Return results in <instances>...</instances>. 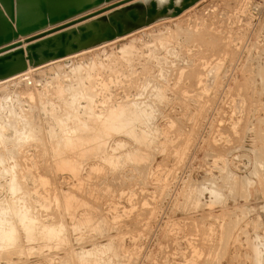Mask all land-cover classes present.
Segmentation results:
<instances>
[{
    "label": "rangeland",
    "instance_id": "obj_1",
    "mask_svg": "<svg viewBox=\"0 0 264 264\" xmlns=\"http://www.w3.org/2000/svg\"><path fill=\"white\" fill-rule=\"evenodd\" d=\"M169 21L0 81V220L30 212L0 264H264V0H203ZM122 108L150 116L135 136L112 130Z\"/></svg>",
    "mask_w": 264,
    "mask_h": 264
},
{
    "label": "water",
    "instance_id": "obj_2",
    "mask_svg": "<svg viewBox=\"0 0 264 264\" xmlns=\"http://www.w3.org/2000/svg\"><path fill=\"white\" fill-rule=\"evenodd\" d=\"M201 0H0V81L176 18Z\"/></svg>",
    "mask_w": 264,
    "mask_h": 264
},
{
    "label": "bare ground",
    "instance_id": "obj_3",
    "mask_svg": "<svg viewBox=\"0 0 264 264\" xmlns=\"http://www.w3.org/2000/svg\"><path fill=\"white\" fill-rule=\"evenodd\" d=\"M201 1H203V0H201ZM201 1H200V2H201ZM200 2H198V3H200ZM198 3H197V4H198ZM197 4H196V5H197ZM196 5H194V6H196ZM194 6H193V7H194ZM191 8H192V7H191ZM191 8H190V9H191ZM188 10H189V9H188ZM188 10H187V11H188ZM185 12H186V11H185ZM185 12H184V13H185ZM180 16H181V15H180ZM183 16H185V15H183ZM178 17H179V16H178ZM176 18H177V17H176ZM180 18H181V17H180ZM180 18H179V19H180ZM170 19L173 20V18H170ZM179 19H178V20H179ZM166 20L169 21V19H166ZM174 20H175V19H174ZM180 20H182V19H180ZM163 21H165V20H163ZM160 22H161V21H160ZM169 22H170V21H169ZM177 22H178V21L176 20V23H177ZM157 23H159V22H157ZM170 23H173V21L170 22ZM155 24H156V23H155ZM165 24H166V23H165ZM156 25H157V24H156ZM150 26H151V25H150ZM153 26H155V25H153ZM163 26H164V24H161V23H160V27H163ZM160 27H159V28H160ZM166 27H168V26H166ZM177 27H178V26H177ZM145 28H146V27H145ZM147 28H148V27H147ZM147 28H146V31H147ZM163 28H164V27H163ZM168 28H169V27H168ZM170 28H171V27H170ZM148 29H149V28H148ZM152 29H153V28H152ZM160 29H161V28H160ZM160 29H159V30H160ZM140 30H141V29H140ZM143 30H144V29H143ZM143 30H142V31H143ZM162 30H163V29H162ZM165 30H166V29H165ZM149 31H150V29H149ZM150 32H151V31H150ZM150 32H149V33H150ZM152 32H153V31H152ZM152 32H151V36L153 35ZM166 32H167V31H166ZM142 33H143V32H142ZM147 33H148V31H147ZM157 33H158V31H157ZM159 33H161V31H160ZM163 33H164V32L162 31V34H163ZM171 33H172V32H171ZM149 35H150V34H149ZM159 35H160V34H159ZM153 36H154V35H153ZM162 36H163V35H162ZM167 36H169V35H167ZM139 37H140V36H139ZM139 37H138V38H139ZM148 37H149V36H148ZM156 37H157V35H156ZM165 37H166V35H165ZM130 38H132V37H130ZM140 38H141V37H140ZM153 38H155V37H153ZM151 39H152V38H151ZM156 39H157V38H156ZM162 39H163V38H162ZM130 40H131V39H130ZM149 40H150V39H149ZM128 41H129V40H128ZM135 41H136V40H135ZM150 42H151V41H150ZM160 42H161V41H160ZM130 43H131V41H130ZM132 43H133V42H132ZM136 43H138V39H137ZM162 43H163V42H162ZM110 44H111V43H110ZM126 44H127V43H126ZM145 44H146V43H145ZM104 45H105V44H104ZM108 45H109V44H108ZM111 45H113V44H111ZM124 46H127V47H128V46H131V47L134 46V47H135V44L133 43V45H131V44L129 45V43H128V45H124ZM100 47L103 48V46H100ZM100 47H97L96 50L99 49ZM107 47H109V46H107ZM107 47H106V49H107ZM124 48H126V47H124ZM132 48H133V47H132ZM109 49H110V48H109ZM129 49H130V47L128 48V50H129ZM140 49H141V48H140ZM93 50H95V49H93ZM99 50H100V49H99ZM101 50H102V49H101ZM121 50H123V48H121ZM125 51H126V50H125ZM98 52H99V51H98ZM123 52H124V50H123ZM137 52H138V51H137ZM95 53H96V52H95ZM125 53H126V52H125ZM127 53H128V51H127ZM99 54H100V53H99ZM99 54H97V55H99ZM104 56H105V55H104ZM138 56H139V55H138ZM97 57L99 58V56H97ZM106 57H107V55H106L104 58H106ZM127 57H128V56H127ZM73 58H74V57H73ZM85 58H86V57H85ZM93 58H94V57H93ZM98 58H97V59H98ZM104 58H103V59H104ZM81 59H83V58H81ZM99 59H100V58H99ZM83 60H84V62H85V60H87V59H83ZM74 61H75V60H74ZM74 61H70L71 64L74 63ZM97 61H98V60H97ZM89 62H91V61L89 60ZM55 63H56V62H55ZM61 63H62V62H61ZM95 63H96V62H95ZM99 63H101V62H99ZM74 64L77 65V66L79 67L78 63H77V64L74 63ZM74 64H72V65H70V66H73V67H74ZM92 64H93V63H92ZM92 64L89 63V64H88L89 67H91L90 65H92ZM103 64H104V63H103ZM82 65H83V67L80 66L81 69L84 68V65H85V64H82ZM54 66H55V65H54ZM98 66H99V65H98ZM51 67H52V66H51ZM62 67H64V66H62ZM31 68H32V67H31ZM58 68L61 70L60 65H59ZM52 69H53V68H52ZM52 69H49V70L53 71L54 69H57V67L54 68L53 70H52ZM68 69H69V68H68ZM70 69H72V67H71ZM79 69H80V68H79ZM86 69H87V68L85 67V70H86ZM93 69H94V67L91 68V70H93ZM42 70H43V69H42ZM42 70H41V71H42ZM46 70H48V69H46ZM49 70H48V71H49ZM82 70H84V69H82ZM82 70H81V72H82ZM89 70H90V68H89ZM89 70H88V71H89ZM57 71H59V70H57ZM57 71H54L53 73H55V72L57 73ZM61 71H62V70H61ZM68 71H69V70H68ZM70 71L72 72V70H70ZM39 72H40V71H39ZM89 72H91V71H89ZM50 73H51V72H50ZM53 73H52V74H53ZM66 73H67V72H66ZM69 73H70V72H69ZM69 73H68V75H69ZM74 73L76 74L75 70H73V74H74ZM39 74H41V73H39ZM42 74H43V73H42ZM45 74H46V73H45ZM45 74H43V75H45ZM73 74L71 73L72 76H73ZM77 74H78V72H77ZM77 74H76V75H77ZM81 74H82V73H81ZM48 75H49V74H48ZM48 75H47V76H48ZM59 75H60V74H58L59 79H60L61 77H64V75L61 76V77H60ZM66 75H67V74H65V76H66ZM38 76H39V75H37V77H38ZM47 76H45V78H46ZM55 76H57V75H55ZM69 76H70V75H69ZM74 76H75V75H74ZM89 76H90V75H89ZM37 77H36V79H37ZM39 77H40V76H39ZM58 77H56V78H58ZM80 77H81V75H80ZM85 77H86V76H85ZM56 78H55V80H57ZM74 78H75V77H74ZM76 78H77V77H76ZM90 78H91V77H90ZM92 78H93V77H92ZM41 79H42V78H41ZM83 79L85 80V78H82V81H83ZM15 80H16V79H15ZM51 80H52V78H51ZM53 80H54V77H53ZM73 80H74V79H73ZM77 80H78V78H77ZM88 80H89V78H88ZM90 80H91V79H90ZM90 80H89V81H90ZM39 81L41 82L40 79H39ZM39 81H37V82H39ZM47 81H48V80H47ZM83 82H84V81H83ZM88 83H89V82H88ZM90 83H91V82H90ZM77 84H78V83H77ZM83 84H84V83H83ZM83 84H81V86H82ZM10 85L12 86V84H10ZM146 85H147V84H146ZM13 86H15V84H13ZM17 86H19V85H17ZM20 86H22V85L20 84ZM78 86H79V84H78ZM83 86H84V85H83ZM85 87H87V86H85ZM78 88H80V87H78ZM7 89H8V88H7ZM11 89H12V88H11ZM16 89H17V88H15V92H16ZM65 89H67V88H65ZM83 89H84V90H82V91L87 90V88H86V89L83 88ZM8 91H11V90L8 89ZM91 91H93V90H91ZM157 91H158V90H157ZM0 92H2V91H0ZM6 92H7V91H5L4 93H6ZM11 92H12V91H11ZM11 92H9V93L11 94ZM13 92H14V91H13ZM63 92H64V91H63ZM67 92H68V91H67ZM75 92H76V91H75ZM9 93H8V94H9ZM1 94L3 95V93H1ZM1 94H0V95H1ZM10 94H9V95H10ZM55 94H56V93H55ZM86 94H89V92H87ZM91 94H92V93H91ZM2 95H1V96H2ZM4 95H6V94H4ZM9 95H8V96H9ZM15 95H16V93H15ZM79 95H80V94H79ZM95 95H96V94H95ZM11 96H12V95H11ZM18 96H19V95H18ZM72 96H73V95H72ZM87 96H91V95L89 94V95H86L85 97H87ZM3 97H4V96H3ZM6 97H7V96H5L4 99H7ZM14 97H15V96H14ZM92 97H93V95H92ZM72 98H73V97H72ZM93 98H94V97H93ZM158 98H159V97H158ZM2 99H3V98H1V100H2ZM14 99H15V98H14ZM64 99H65V98H64ZM73 99H74V98H73ZM89 99H90V98H89ZM91 99H92V98H91ZM8 100H9V99H8ZM8 100H7V101H8ZM2 101H4V100H2ZM82 101H83V100H82ZM87 101H88V102H91V100H90V101L88 100V97H87ZM87 101H86V103H87ZM12 102H13V100H12ZM15 102H16V99H15ZM69 102H70V101H69ZM74 102H75V101H74ZM93 102H94V100H93ZM6 103H7V102H6ZM72 103H73V102H72ZM24 104H25V103H24ZM52 104H53V103H52ZM88 104H89V103H87V106H88ZM93 104H94V103H93ZM93 104H92V105H93ZM137 104H138V103H137ZM47 106H48V103H47ZM76 106H77V105H76ZM0 107H1V103H0ZM44 107H46V106H44ZM81 107H82V106H81ZM88 107H89V106H88ZM92 107H93V106H92ZM144 107H145V106H144ZM5 108H6V105H5L4 109H5ZM7 108L9 109L10 107H7ZM53 108H54V107H53ZM82 108H83V107H82ZM108 108H109V107H108ZM4 109H3V110H4ZM10 109H11V108H10ZM70 109H71V108H70ZM77 109H79V108H77ZM86 109H87V108H86ZM89 109H90V107L88 108V110H89ZM118 109H119V108H118ZM118 109H117V112H120V111H118ZM120 109H121V108H120ZM122 109H123V110H122L120 113H116V112H115L116 110H115V111H114V112H115L114 114H116V115H114V116H111L112 114L109 113V114H111L110 116L113 118V120H112V118H111L110 116H109V118H108V117H107L108 115H106V116H105V117H106V120L111 118V122H114V124H113L111 127H112V130L114 129L115 133H116V132H117V134H119V133H123V134H124V133H125V134H130V135L135 136V128H136V125H141V123H143L142 121H144V120L146 121V118H148L147 120H149V117H150V116H149V114H148L146 111H142V112H140V113L138 112V113H139V114H138V113H135V112H134V113H130V112H131V109H130V112H129V113H126V111H125L124 108H122ZM127 109H128V108H127ZM127 109H126V110H127ZM38 110H39V109H38ZM84 110H85V109H84ZM1 111H2V110H0V112H1ZM10 111H11V110H10ZM12 111H13V109H12ZM39 111H40V110H39ZM46 111H47V110H46ZM49 111H50V110H49ZM52 111H53V109H52ZM54 111H55V110H54ZM82 111H83V110H82ZM86 111H87V110H86ZM91 111H92V110H91ZM91 111H90V112H91ZM109 111H111V110H109ZM14 112H15V110H14ZM74 112H75V111H74ZM84 112H85V111H84ZM84 112H83V113H84ZM88 112H89V111H88ZM88 112H87V113H88ZM111 112L113 113V111H111ZM148 112H149V111H148ZM15 113H16V112H15ZM15 113H14V114H15ZM32 113H33V112H32ZM54 113H55V112H54ZM83 113H82V114H83ZM50 114H51V113H49V115H50ZM74 114H75V113H74ZM78 114H79V113H78ZM91 114L97 115V114H95V113H91ZM107 114H108V112H107ZM52 115H53V113L51 114V116H52ZM71 115H73V114L70 113V116H71ZM15 116H16V115H15ZM55 116H57V115H55ZM65 116H66V115H64V117H65ZM68 116H69V115H68ZM70 116H69V117H70ZM83 116H85V115H82L81 117H83ZM87 116H88V115H87ZM98 116H99V115H98ZM53 117H54V116H53ZM69 117H68V118H69ZM71 117H72V116H71ZM76 117H77V116H76ZM81 117H80V118H81ZM90 117H92V115H91ZM90 117H89V118H90ZM96 117H97V116H96ZM99 117H100V116H99ZM99 117H98V118H99ZM17 118H18V116H17ZM51 118H52V117H51ZM56 118H57V117H56ZM68 118H67V116H66V119H68ZM89 118L87 117V119H89ZM98 118H97V120H98ZM32 119H33V118H32ZM59 119H60V118L58 117V120H59ZM78 119H79V118H78ZM82 119H83V118H82ZM91 119H92V118H91ZM102 119H103V118H102ZM56 120H57V119H56ZM60 120H62V119H60ZM84 120H85V119H83L82 121H84ZM89 120H90V119H89ZM92 120H93V119H92ZM92 120H91V122H94V121H95V120H93V121H92ZM99 120H100V119H99ZM104 120H105V118H104ZM9 121H10V120H9ZM24 121H25V120H24ZM71 121H72V120H71ZM77 121H78V120H77ZM79 121H81V120H79ZM82 121H81V122H82ZM86 121H88V120H86ZM101 121H102V120H101ZM107 121H108V120H107ZM22 122H23V121H22ZM55 122H56V121H55ZM58 122H59V121H58ZM91 122H90V123H91ZM11 123H12V122H11ZM11 123H10V124H11ZM60 123H61V122H60ZM82 123H83V122H82ZM88 123H89V122H88ZM100 123H101V122H100ZM103 123H105V125L109 124V123H107L106 121H105V122L103 121ZM106 123H107V124H106ZM84 124H86L85 121H84ZM84 124H83V125H84ZM98 124H99V123H98ZM101 124H102V123H101ZM143 124H144V123H143ZM6 125H7V123H6ZM23 125H24V124H23ZM26 125H27V124H26ZM33 125H34V124H33ZM58 125H59V124H58ZM75 125H76V124H75ZM80 125H82V124H80ZM89 125H93V124L91 123V124H89ZM103 125H104V124H102V126H103ZM109 125H110V124H109ZM10 126H11V125H10ZM35 126H36V125H35ZM77 126H78V125H77ZM77 126H75V127H77ZM84 126H85V125H84ZM94 126H95V125H94ZM94 126H93V127H94ZM96 126H97V125H96ZM107 126H108V125H107ZM107 126H105V128H106ZM13 127H14V126H13ZM61 127H62V126H60V128H61ZM63 127H64V126H63ZM65 127H66V124H65ZM65 127H64V128H65ZM78 127H81V126H78ZM89 127H90V126H89ZM93 127H92V128H93ZM97 127H99V125H98ZM103 127H104V126H103ZM103 127H100V128L102 129ZM109 127H110V126H109ZM109 127H108V129L106 128L107 131H106V129H105V131L103 132L104 135H106V132L108 133V130H111V129H109ZM10 128H11V127H10ZM10 128H9V129H10ZM32 128H33V127H32ZM40 128H41V127H40ZM51 128H52V126H51ZM60 128H59V126H57L54 130H56V132H58ZM85 128H87V124H86V127H85ZM85 128H84V129H85ZM95 128H96V127H95ZM95 128H94V129H95ZM149 128H150V127H149ZM11 129H12V128H11ZM25 129H28L27 126H26ZM25 129H24V130H25ZM29 129H30V128H29ZM29 129H28V130H29ZM61 129H62V128H61ZM82 129H83V128H82ZM84 129H83V131H84ZM90 129H91V128H90ZM52 130H53V129H52ZM70 130H71V129H70ZM74 130H75V129H74ZM79 130L81 131V128H80ZM86 130H88V129H86ZM92 130H93V129H92ZM92 130H91V131H92ZM96 130H98V129H96ZM99 130H100V129H99ZM99 130L97 131L96 134H99L98 132L101 131V130H100V131H99ZM103 130H104V129H103ZM112 130H111V131H112ZM30 131H31V129H30ZM32 131H33V130H32ZM35 131H36V130H35ZM47 131H48V130H47ZM60 131H61V130H60ZM66 131H67V130H66ZM72 131H73V130H72ZM91 131H90V132H91ZM93 131H94V130H93ZM114 131H113V132H114ZM15 132H16V130H15ZM18 132H19V130H18ZM25 132H26V130H25ZM48 132L52 133V131H48ZM62 132H63V131H62ZM81 132H82V131H81ZM88 132H89V131H88ZM94 132H95V131H94ZM118 132H119V133H118ZM150 132H151V131H150ZM20 133H21V132H20ZM83 133H84V135L86 134L85 132H83ZM92 133H93V132H92ZM100 133H101V132H100ZM115 133H113V134H115ZM18 134H19V133H18ZM28 134H30V132H29ZM32 134H33V133H32ZM32 134H31V137H32ZM41 134H42V133H41ZM57 134H58V133H57ZM59 134H60V133H59ZM63 134H64V133H63ZM65 134H66V132H65ZM88 134H89V133H88ZM88 134H87V135H88ZM90 134H91V133H90ZM111 134H112V132H111ZM113 134H112V136H113ZM145 134H146V133H145ZM147 134H148V133H147ZM49 135H51V134H49ZM99 135H100V134H99ZM102 135H103V134H102ZM107 135H108V134H107ZM107 135H106V137H107ZM3 136H4V135H3ZM24 136H26V135H24ZM24 136H23V137H24ZM27 136H28V135H27ZM27 136H26V137H27ZM33 136H34V135H33ZM54 136H55V133H54ZM61 136H62V135H61ZM61 136H60V137H61ZM92 136H94V134L91 135V137H88V136L85 137V136H84L86 139H85L84 137H83V138H84L86 141H85L83 138H82V141L84 140L85 142L89 143V146L94 145V147H95V144H96V147H98V145H97L98 143H97L96 139H94V138H96V137L93 138ZM96 136H97V135H96ZM110 136H111V135H110ZM110 136H109V137H110ZM4 137H5V136H4ZM19 137H21V136H18V139H19ZM28 137H30V135H29ZM36 137H37V136H36ZM57 137H58V136H57ZM57 137H51V136H50V138H55V139H57ZM79 137L81 138V136H79ZM79 137H78V139H79ZM106 137H104V139H105ZM141 137H142V136H141ZM16 138H17V137H16ZM61 138H62V137H61ZM67 138H68V137H67ZM75 138H76V137H75ZM75 138H74V139H75ZM98 138H99V136L97 137V139H98ZM102 138H103V137H102ZM7 139H8V138H7ZM21 139H22V138H21ZM27 139H28V138H27ZM31 139H32V138H31ZM38 139H39V138H38ZM55 139H54V140H55ZM68 139H69V138H68ZM68 139H67V141H68ZM74 139H72V140H74ZM76 139H77V138H76ZM76 139H75V140H76ZM100 139H101V138H100ZM100 139H99V140H100ZM104 139H101V141H100V142L98 141V142L101 143ZM106 139H107V138H106ZM29 140H30V139H29ZM69 140H70V139H69ZM72 140H71V141H72ZM108 140H109V139H108ZM108 140H107V141H108ZM142 140H143V139H142ZM27 141H28V140H27ZM32 141H33V139H32ZM36 141H37V139H36ZM58 141H59V138H58ZM58 141H57V143H58ZM61 141H62V140H60L59 142L62 143ZM67 141L64 139V142H67ZM78 141L80 142V144L78 143V145H79V146L82 145V144H81L82 142H81L80 140H78ZM3 142H4V141H3ZM13 142H14V141H13ZM13 142H12V143H13ZM21 142H22V141H21ZM25 142H26V141H25ZM38 142H39V141H38ZM55 142H56V140H55ZM74 142H75V141H73L72 143H74ZM76 142H77V141H76ZM1 143H2V142H1ZM9 143H10V142H9ZM14 143H15V142H14ZM52 143H53V142H52ZM72 143H71V144H72ZM83 143H84V142H83ZM87 143H86V144H87ZM107 143H108V142H107ZM136 143H137V142H136ZM18 144H20V142H19ZM21 144H22V143H21ZM54 144L56 145V143H54ZM71 144H69V146H70ZM86 144H85V146H86ZM15 145H16V143H15ZM51 145H52V144H51ZM55 145H54V147H55ZM62 145H63V144H62ZM65 145H67V144L65 143ZM76 145H77V144L75 143L74 146H76ZM78 145H77V146H78ZM99 145H100V144H99ZM101 145L105 146L104 142H103V144H101ZM58 146H59V145H58ZM71 146H72V148H74L73 145H71ZM79 146H78V148H79ZM83 146H84V145H83ZM87 146H88V145H87ZM106 146H107V145H106ZM62 147H63V146H62ZM64 147H65V146H64ZM67 147H68V145H67ZM13 148H14V147H13ZM15 148H16V146H15ZM15 148H14V150H15ZM17 148H18V147H17ZM56 148H57V146H56ZM58 148H59V147H58ZM58 148H57V149H58ZM86 148H87V147H86ZM90 148H91V147H90ZM103 148H104V147H103ZM105 148H106V147H105ZM105 148H104V149H105ZM62 149H64V148H62ZM62 149H59V150L61 151ZM65 149H66V147H65ZM67 149H68L67 151L70 152L71 148L68 147ZM69 149H70V150H69ZM76 149H77V148H76ZM76 149H75V148H74V150L72 149L73 151H71V152H74ZM82 149H83V147H82ZM88 149H89V147L87 148V150H88ZM96 149H98V148H96ZM96 149H95V150H96ZM104 149H103V150H104ZM15 151H16V150H15ZM15 151H14V152H15ZM53 151H54V150H53ZM55 151H56V149H55ZM60 151H59V152H60ZM79 151H80V154H81V150H80V148H79ZM83 151H85V148L83 149ZM83 151H82V152H83ZM96 151H97V150H96ZM96 151H94V152H96ZM56 152H57V151H56ZM59 152H58V153H59ZM63 152L65 153L66 150H64ZM68 152H66V153H68ZM88 152H90V149H89ZM92 152H93V151H92ZM99 152H100V151H99ZM12 153H13V151H12ZM12 153H11V154H12ZM17 153H18V152H17ZM61 153H62V152H61ZM61 153H59V154H61ZM64 153H63V154H64ZM7 154H8V153H7ZM54 154L56 155L57 153H54ZM69 154H70V153H69ZM78 154H79V153H78ZM83 154H84V153H83ZM88 155H89V154H88ZM103 155H104V154H103ZM13 156H14V155H13ZM57 156H58V155H57ZM62 156H64V155H62ZM67 156H68V155H67ZM77 156H78V155H77ZM80 156H81V155H80ZM58 157H59V156H58ZM60 157H61V156H60ZM65 157H66V155H65ZM75 157H76V156H75ZM86 157H87V156H86ZM92 157H93V156H92ZM61 158H62V157H61ZM82 158H84V156H83ZM100 158H101V157H100ZM2 159H3V158H2ZM62 159H63V158H62ZM62 159H61V160H62ZM65 159H66V158H65ZM101 159H102V158H101ZM63 160H64V159H63ZM63 160H62V161H63ZM67 160H70V158L67 159ZM73 160H74V159H73ZM73 160H72V161H73ZM82 160H83V159H82ZM72 161H71L70 163L74 164ZM80 161H81V160H80ZM2 162H3V161H1V163H2ZM66 162L68 163L69 161H66ZM66 162H65V164H66ZM75 162H77V161H75ZM59 163H61V162H59ZM63 164H64V163H63ZM63 164H62V165H63ZM76 164H77V163H76ZM62 165H61V166H62ZM69 165H71V164H69ZM0 166H1V165H0ZM2 166H3V165H2ZM15 166H16V165H15ZM71 166H72V165H71ZM13 167H14V166H13ZM65 167H67V166L64 165V168H65ZM72 167H74V168H73L74 170H77V169H78V168L75 169V164H74V166H72ZM76 167H78V166H76ZM15 168H16V167H15ZM67 168H68V167H67ZM2 169H3V168H2ZM10 169H11V168H10ZM10 169H9V170H10ZM70 169H72V168H70ZM70 169H69V170H70ZM73 169H72V171H73ZM4 170H5V168L3 169V171H4ZM13 171H14V169H13ZM70 171H71V170H70ZM4 172H5V171H4ZM2 173H3V172H2ZM8 173H9V172H8ZM9 174H10V173H9ZM3 175H4V174H3ZM3 175H2V176H3ZM5 175H6V174H5ZM2 176H1V177H2ZM9 179H10V178H9ZM11 179H12V178H11ZM13 179H14V178H13ZM15 181H16V179H15ZM15 181H14V182H15ZM12 183H13V180H12ZM12 183H11V184H12ZM22 183H23V182H22ZM14 185L17 186L18 184L16 183V184H14ZM14 185L12 184L11 187H13ZM16 186H14V187H16ZM22 186H23V185H22ZM22 186H21V187H22ZM0 187H1V186H0ZM14 187H13V189L10 190V191L15 190ZM21 187H17V188H21ZM1 190H2V189H1ZM16 190H17V189H16ZM16 190L13 191V192L15 193ZM18 191H19V189H18ZM13 192H11V194H12ZM19 192H20V191H19ZM28 192H29V190H28ZM14 193H13V197H14ZM16 193H17V192H16ZM26 193H27V192H26ZM29 194H30V193H29ZM27 195H28V194H27ZM13 197H12V198H13ZM25 198H26V196H25ZM17 199H20V198H17ZM17 199H16V200H17ZM27 199H28V197H27ZM27 199H26V200H27ZM10 200H11V199H10ZM23 200H24V199H23ZM23 200H22L21 202H23ZM29 200H30V198H29ZM76 200H77V199H76ZM7 201H8V200H7ZM13 201H14V200H13ZM30 201H31V200H30ZM2 202H3V201H2ZM2 202H1V203H2ZM17 202H18V201H17ZM24 202H25V201H24ZM24 202H23V203H24ZM28 202H29V201H28ZM64 202H65V201H64ZM12 203H13V205H14V202H11V204H12ZM7 204H8V203H7ZM17 204H18V203H17ZM24 204H25V203H24ZM64 204H66V203H64ZM67 204H68V203H67ZM15 205H16V203H15ZM22 205H23V204H22ZM3 206H4V205H3ZM7 206H9V205H7ZM11 206H12V205H11ZM24 206H26V205H24ZM24 206H22V207H24ZM71 206H72V205H71ZM0 207H1V206H0ZM30 207H31V206H30ZM65 207H66V206H65ZM3 208H4V207H3ZM3 208H0V210H2ZM10 208H11V207H10ZM12 208H13V207H12ZM20 208H21V206H20ZM20 208H18V209H20ZM24 208H25V207H24ZM24 208H23L22 210H24ZM31 208H33V207H31ZM31 208H30V209H31ZM66 208H67V207H66ZM68 208H69V206H68ZM70 208H71V207H70ZM7 209H8V208H7ZM15 209H17V208H15ZM18 209H17V210H18ZM26 209H27V206H26L25 210H26ZM8 210H9V209H8ZM65 210H66V209H65ZM4 211H5V209L3 210V214H5ZM10 211H11V210H10ZM10 211H6V212H10ZM12 211H14V210H12ZM12 211H11V212H12ZM47 211H48V210H47ZM1 212H2V211H1ZM1 212H0V213H1ZM29 213H30V212H29ZM29 213H28V214H29ZM1 214H2V213H1ZM8 214H10V213H8ZM8 214H7V215H8ZM11 214H12V213H11ZM28 214H27V210H26V211H21V209H20L19 211H16V210H15V213H13L14 216L12 215V216L15 218V221H11V222H10V221H5V220H4V222L2 223L3 220H2V221L0 220V221H1L0 224L2 223V224H3V227L6 226V228H3V227L1 226V228L3 229V232H1L2 235L0 234V236H1V237H0V249H1V250H5V249H6V244L8 245L9 241L12 240V241L15 242L17 239L19 240L18 237H19V233H20V232H21V233H24V234H26V231L28 232V230H26V224H25V223H27L28 221L25 222V223H23V220L25 221V219H27ZM30 215H31V214H30ZM0 216H2V215H0ZM5 216H6V214H5ZM8 216H9V215H8ZM32 216H33V215H32ZM42 216H43V215H42ZM6 217H7V216H6ZM10 217H11V216H10ZM29 217H31V216H29ZM11 218H12V217H11ZM35 218H36V217H35ZM39 218H40V217H39ZM39 218H38V219H39ZM85 218H86V217H84V219H85ZM91 218H92V217H91ZM0 219H2V217H0ZM3 219H4V218H3ZM12 219H13V218H12ZM29 219H30V218H29ZM82 219H83V218H82ZM86 219H87V218H86ZM88 219H89V218H88ZM33 220H34V218L31 219V222H33ZM40 220H41V219H40ZM35 221H36V220H35ZM35 221H34V222H35ZM5 222H6V223H5ZM34 222H33V223H34ZM86 222H88V221H86ZM2 224H1V225H2ZM5 224H6V225H5ZM29 224H30V223H29ZM29 224H27V225H28L27 228H28L29 226L32 227V226L29 225ZM87 224H88V223H87ZM34 225H36V224H34ZM42 225H43V224H42ZM84 225H85V224H84ZM36 226H37V225H36ZM36 226H35V227H36ZM44 226H46V225H44ZM38 227H40V226H38ZM38 227H37L36 229H38ZM41 227H42V226H41ZM41 227H40V228H41ZM47 227H48V226H47ZM49 227H50V226H49ZM52 227H53V226H52ZM59 227H61V226H59ZM40 228H39V229H40ZM54 228H56V227H54ZM74 228H75V227H74ZM2 229H1V231H2ZM4 229H5V230H4ZM28 229H29V228H28ZM31 229L33 230V227H32ZM36 229H34V230H36ZM45 229H46V227H45ZM49 229H50V228H49ZM49 229H46V231L48 230L47 233L50 232L49 234H51L52 231H49ZM51 229H52V228H51ZM51 229H50V230H51ZM60 229H62V228H60ZM60 229H59V230H60ZM63 229H64V228H63ZM32 230L29 231V232H32ZM59 230H58V231H59ZM73 230H74V229H73ZM36 231L38 232V230H36ZM39 231L41 232L42 230H39ZM55 231H56V230H55ZM55 231H54V232H55ZM43 232H44V231H43ZM60 232H61V231H60ZM62 232H63V231H62ZM62 232H61V233H62ZM32 233H33V232H32ZM61 233H60V234H61ZM40 234H42V233H40ZM40 234H39V235H40ZM44 234H46V233H44ZM44 234H42V235H44ZM60 234H58V235H60ZM28 235H29V234H28ZM39 235H38V236H39ZM51 235H53V233H52ZM51 235H50V236L47 235V236H48V237H51ZM58 235H56V236L58 237ZM31 236H32V235H31ZM45 236H46V235H45ZM47 236H46V237H47ZM56 236H55V237H56ZM26 237H27V236H26ZM35 237H36V236H35ZM53 237H54V235H53ZM53 237H52V238H53ZM31 238H33V237H31ZM48 239H49V238H48ZM53 239H54V238H53ZM56 239H57V238H56ZM8 240H9V241H8ZM34 240H35V239H34ZM50 240H51V239H50ZM19 241H20V240H19ZM29 241H30V240H29ZM7 242H8V243H7ZM110 243H111V242H110ZM10 244H11V243H10ZM10 244H9V245H10ZM111 244H112V243H111ZM11 245H13V244H11ZM106 245H107V244H106ZM19 246H20V244L18 245V247H19ZM82 246H83V245H82ZM104 246H105V245H104ZM111 246H112V245H111ZM10 247H11V246H10ZM13 247H14V246H13ZM18 247H17V248H18ZM258 248H259V247H258ZM9 249H13V248L11 247V248H9ZM7 250H8V249H7ZM5 251H6V250H5ZM11 251H12V250H11ZM107 251H108V250H107ZM2 252L5 253L4 251H1V252H0V256L2 257V255H3V257H4L5 254H3ZM12 252H13V251H12ZM92 252H93V250H92ZM92 252H90V253H92ZM9 253H10V251H9ZM9 253H8V254H9ZM84 253H85V252H84ZM84 253H82V255H84V257H85L86 255H85ZM90 253L87 252L86 254H90ZM98 253H99V252H98ZM256 253H257V252H256ZM6 254H7V253H6ZM10 254H11V253H10ZM260 254H261V252H260ZM26 255H27V254H26ZM258 255H259V254H258ZM34 256H35V255H34ZM89 256H90V255H89ZM91 256H92V255H91ZM6 257H7V256H6ZM26 257H27V256H26ZM259 257H260V256H259ZM27 259H28V258H27ZM45 259H46V258H45ZM84 259H85V258H84ZM256 259H257V257H256ZM258 259H259V258H258ZM258 261H259V260H258ZM23 262H24V261H23ZM69 264H70V263H69Z\"/></svg>",
    "mask_w": 264,
    "mask_h": 264
}]
</instances>
